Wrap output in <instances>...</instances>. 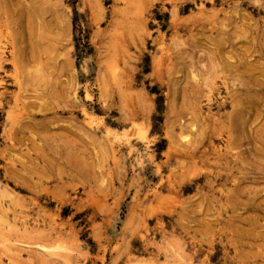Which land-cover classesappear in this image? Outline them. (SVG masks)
Listing matches in <instances>:
<instances>
[{"label": "rangeland", "instance_id": "obj_1", "mask_svg": "<svg viewBox=\"0 0 264 264\" xmlns=\"http://www.w3.org/2000/svg\"><path fill=\"white\" fill-rule=\"evenodd\" d=\"M0 191V264H264V0H0Z\"/></svg>", "mask_w": 264, "mask_h": 264}, {"label": "bare ground", "instance_id": "obj_2", "mask_svg": "<svg viewBox=\"0 0 264 264\" xmlns=\"http://www.w3.org/2000/svg\"><path fill=\"white\" fill-rule=\"evenodd\" d=\"M92 21H93V19H92ZM142 32V31H141ZM148 32H151L150 30H148ZM164 45V44H163ZM160 49H161V47H160ZM166 51V50H165ZM166 53V52H165ZM83 112V111H82ZM85 113V112H84ZM83 113V114H84ZM90 115V114H89ZM87 120V119H86ZM89 120V119H88ZM93 123V122H92ZM93 125H95V123L93 124ZM105 125V124H104ZM131 126V125H130ZM129 126V127H130ZM105 127V126H104ZM106 128V127H105ZM107 128H108V126H107ZM106 128V129H107ZM110 128V127H109ZM106 129H105V131H106ZM109 130V129H108ZM110 130H112L111 128H110ZM112 131H115V129L114 130H112ZM112 131H109V132H112ZM129 131V130H128ZM116 132V131H115ZM127 132V131H126ZM137 132H139L141 135H145V129L144 128H137ZM108 133V132H107ZM106 133V134H107ZM117 133V132H116ZM105 134V133H104ZM121 134H122V132H121ZM120 134V135H121ZM110 135V134H109ZM106 136V135H105ZM147 137V136H146ZM114 138V137H113ZM132 138V137H131ZM109 139V138H108ZM108 139H107V141H108ZM117 139V138H116ZM120 139H122V137L120 138ZM114 140H115V138H114ZM128 140V139H127ZM149 140V139H148ZM110 141V140H109ZM130 141V140H129ZM111 142H112V140H111ZM111 142H108V143H111ZM121 142V141H120ZM191 142V141H190ZM125 143V142H124ZM150 143V142H149ZM113 144V143H112ZM189 144V143H188ZM129 145V144H128ZM138 145V144H137ZM149 145V144H148ZM191 145H192V143H191ZM109 146H111V145H109ZM119 146H120V144H119ZM142 147V146H141ZM113 149H114V147H113ZM112 150V149H111ZM129 151V150H128ZM141 151V150H140ZM134 152V151H133ZM115 153V152H114ZM136 153V152H135ZM143 156H144V154H143ZM137 158V157H136ZM143 158V157H142ZM147 158V157H146ZM137 165H140V164H137ZM1 192V191H0ZM6 192V191H5ZM4 192V193H5ZM134 192H136V191H134ZM3 193V194H4ZM137 193V192H136ZM11 195V194H10ZM7 197H9V196H7ZM136 198H137V196H136ZM60 199V198H59ZM135 200H137V199H135ZM135 202V201H134ZM133 202V203H134ZM57 204V203H56ZM97 205V204H96ZM53 217V216H52ZM51 217V218H52ZM57 218V217H56ZM54 219V218H53ZM252 222V221H251ZM93 225V224H92ZM60 226V225H59ZM62 226V225H61ZM56 232V231H55ZM57 233V232H56ZM6 240V239H5ZM4 240V241H5ZM29 240V239H28ZM1 241H3V238H2V240ZM41 241V240H40ZM10 244V243H9ZM13 244V243H12ZM46 244V243H45ZM10 246H12V245H10ZM39 247V246H38ZM42 247L44 248V246L42 245ZM4 248V247H3ZM5 249V248H4ZM45 249H46V247H45ZM6 250V249H5ZM7 252V251H6ZM9 252V251H8ZM262 264V263H261Z\"/></svg>", "mask_w": 264, "mask_h": 264}]
</instances>
